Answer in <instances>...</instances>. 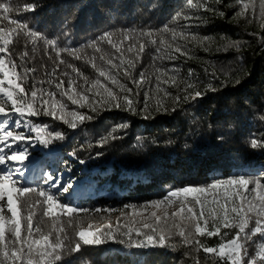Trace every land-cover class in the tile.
<instances>
[{
    "label": "snow or ice",
    "instance_id": "obj_1",
    "mask_svg": "<svg viewBox=\"0 0 264 264\" xmlns=\"http://www.w3.org/2000/svg\"><path fill=\"white\" fill-rule=\"evenodd\" d=\"M237 3L240 10L236 16L249 24L257 21L264 31V0H259L258 13L255 0ZM223 4L224 0H185L187 11L177 12L173 23L190 21L193 13L201 11L223 16L219 7ZM38 7L36 0H0V264H60L65 253H78L84 245L99 246L109 240L136 249L183 246L189 249L185 256L193 264H200L195 254L201 251L215 257L218 264H264V172L241 170L205 185L172 187L160 198L139 205L125 204L115 223L99 216L107 222L86 226L93 216L116 210L76 204L71 197L78 178L70 175L65 179L64 171H43V186L28 181L26 162L32 149L36 145L48 148L67 137V131L31 118L50 117L72 130L113 108L134 115L143 113V119H151L153 111H169L164 98L172 93L163 86L179 87L178 70L170 73L156 62L191 58L187 45H204L209 39L187 31L190 25L178 29L166 24L160 29L107 31L83 46H62L58 39L48 37L22 18ZM257 38L264 41V35ZM21 43L23 49L17 51ZM240 46L239 41L224 45ZM37 52L41 53L39 67ZM145 54L152 56L155 91L163 96L153 106L149 103L151 89L145 90L138 109L139 90L151 83L148 73H136ZM77 61L90 68L91 74L77 66ZM38 72H42L39 79ZM188 76H193L191 70ZM208 91L217 89L209 83L202 92L195 82H186L181 89L184 95L177 94L173 100L177 105L182 101L192 103ZM259 119L264 121V115ZM128 126L120 123L112 133ZM112 133L101 139V146L117 139ZM250 146L264 149V138L253 136ZM70 155L76 157L77 152ZM79 163L85 161L80 159ZM66 171L72 173V168L68 166ZM222 229L235 232L218 246H208L200 239L221 236ZM228 235L223 233L224 237Z\"/></svg>",
    "mask_w": 264,
    "mask_h": 264
},
{
    "label": "trees",
    "instance_id": "obj_2",
    "mask_svg": "<svg viewBox=\"0 0 264 264\" xmlns=\"http://www.w3.org/2000/svg\"><path fill=\"white\" fill-rule=\"evenodd\" d=\"M29 2L32 0H21V3ZM36 2L39 5L36 11L26 13L22 18L48 37L58 39L62 46L80 47L107 31L160 29L166 24L178 29L190 25L187 31L209 38L204 45L194 42L187 45L191 58L180 56L156 62L170 73L172 69L178 70L179 87L163 86L172 93L164 98L169 111H153L152 118L145 120L143 113L134 115L113 108L75 130L67 129L66 125L52 121L50 117L31 118L67 131V137L48 148L36 145L32 149L30 162L33 166L26 175L28 181L43 186V171H64L65 179L70 175L78 178L71 197L76 204L89 209L116 210L111 214L101 212L93 216L85 226L87 223L102 225L107 222L99 216L115 223L125 204L139 205L160 198L172 187L205 185L241 170L250 174L264 172V149L250 146L253 136L264 138V121L259 119L264 115V41L257 38L264 35V31L257 21L249 24L236 16L240 10L237 0H224L219 6L223 16L201 11L193 13L194 18L190 21L181 19L175 23V14L187 11L185 0ZM255 3L258 13L259 0ZM230 41H239L241 46L225 48ZM22 49L23 43L17 51ZM35 55L39 67L41 53ZM75 63L91 74L90 68L79 61ZM189 70L193 72L192 77L188 76ZM139 72L148 73L151 83L139 90L141 103L137 108L142 107L144 91L148 89L153 97L149 103L154 106L155 100L163 93L155 91L150 54H145L142 63L137 65L136 73ZM41 75L42 72H38L37 79ZM126 82L136 90L131 82ZM186 82H195L202 92L211 83L217 91H208L192 103L182 101L177 105L173 96L184 95L181 89ZM173 107L175 111H171ZM81 111L88 112V109ZM120 123L129 126L112 133ZM109 133L117 139H109L101 146V139ZM74 150L76 157L70 155ZM80 159L85 163H79ZM68 166L72 173L66 171ZM224 232L229 235L224 237ZM234 232L222 229L221 236L200 239L208 246H218L222 240L231 239ZM68 233L70 237L74 235L71 229ZM188 251L183 246L128 248L109 240L99 246L84 245L78 253H65L60 264H193V260L185 256ZM249 251L252 252L251 247ZM195 255H198L200 264H218L215 257L203 251Z\"/></svg>",
    "mask_w": 264,
    "mask_h": 264
},
{
    "label": "rangeland",
    "instance_id": "obj_3",
    "mask_svg": "<svg viewBox=\"0 0 264 264\" xmlns=\"http://www.w3.org/2000/svg\"><path fill=\"white\" fill-rule=\"evenodd\" d=\"M27 163V171H26V175L28 176V174L31 172V168L33 166V163L29 161L26 162ZM171 211V209H170Z\"/></svg>",
    "mask_w": 264,
    "mask_h": 264
}]
</instances>
